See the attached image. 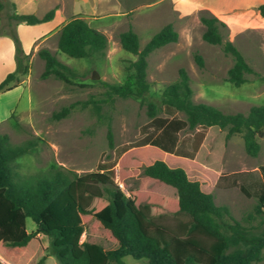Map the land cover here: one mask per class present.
Masks as SVG:
<instances>
[{
	"label": "trees",
	"instance_id": "16d2710c",
	"mask_svg": "<svg viewBox=\"0 0 264 264\" xmlns=\"http://www.w3.org/2000/svg\"><path fill=\"white\" fill-rule=\"evenodd\" d=\"M6 25L14 44L15 66L0 79V93L13 87L28 70V53L22 50L11 24H31L50 19L54 8L41 15L18 12L12 0ZM264 17V2L256 5ZM201 38L220 44L231 57L225 79L238 85L246 73H255L230 39L223 38L226 23L211 12L201 13ZM2 33V30H0ZM177 38V31L164 23L138 46V37L131 26L118 33L120 46L133 53L124 79L119 83L101 81L104 101L114 96H130L146 106V114L160 126V133L149 142L125 150L116 161L117 179L103 168L76 173L63 166L23 174L13 160L34 149L36 137L11 143L6 132H0V264H27L39 244V236L47 240V250L56 264H124L122 257L144 258L147 264H257L264 249V163L257 166L262 182L253 192L255 203L236 219L225 204H216L212 194L203 187V176L188 173L190 163L181 153L172 154L175 132L217 126L224 130L223 139L239 133L243 149L255 155L259 149L257 137L264 127V103L250 104L245 112H224L206 102L191 98L188 74L178 67L176 78L162 87L157 97L149 94L146 78V56L153 49ZM106 36L79 16H71L57 30L56 48L68 56H102ZM37 55L43 61L40 77L51 75L69 81L76 72L60 61L47 47H39ZM195 63L202 66V56L193 52ZM83 103L85 101L83 100ZM74 103L62 105L51 112L53 118L64 116ZM160 108L181 111L183 117L158 116ZM99 105L92 110L98 120ZM107 146L112 147L111 129L106 120ZM201 132L195 133L199 141ZM196 148V144L193 145ZM140 172L139 182L126 185L122 169ZM121 182L124 189L118 184ZM172 189V194L164 190ZM239 189L250 194L246 186ZM163 214L174 216L170 227L158 222ZM258 216V227L241 223ZM26 217L34 226L26 227ZM90 237L101 236L112 243L103 247L93 239L80 240L84 224ZM254 227V228H253Z\"/></svg>",
	"mask_w": 264,
	"mask_h": 264
},
{
	"label": "rangeland",
	"instance_id": "374dc122",
	"mask_svg": "<svg viewBox=\"0 0 264 264\" xmlns=\"http://www.w3.org/2000/svg\"><path fill=\"white\" fill-rule=\"evenodd\" d=\"M60 1L58 11L63 22L71 16L83 18L105 34L106 46L102 56H68L56 48L57 31L39 43L38 48L47 47L76 72L69 81L51 75L40 77L42 59L36 51L28 54V70L22 76L25 83L15 108L0 121V132H6L11 143L36 137L34 149L13 160L20 173L27 174L50 166H63L76 173L103 168L117 179V158L128 148L149 142L160 133V126L148 117L146 106L138 99L114 96L111 101L103 100L104 86L101 81L121 82L128 71L129 61L135 58L118 42V33L127 26H131L137 34L139 47L166 22L177 31L175 41L153 49L146 56L150 96L157 97L164 84L176 78L177 68L181 66L188 74L191 98L195 101L209 103L224 112H245L250 104L264 103V28L257 27L254 21L258 19L256 5L264 0ZM224 1L233 4L232 9L224 7V11L233 15L234 23L230 28L224 21L227 28L223 31V38L233 42L255 72L246 73V80L238 85L225 79L231 57L222 51L220 44H211L201 38L203 24L199 15L206 12L216 15L214 10H223L227 3ZM21 4L20 0L15 2L16 11H28ZM39 6L32 10L33 13L39 14L46 9L42 4ZM9 11L8 1L2 2L0 34H6L3 30L10 28L6 25ZM247 22H251L252 28L245 27ZM193 52L202 56V66L195 63ZM93 71L95 78L91 77ZM15 92L12 91V95ZM9 94L0 95L1 100L6 102ZM70 102L74 104L64 116H51L52 111ZM93 103L99 105V114L104 119H97L92 110ZM157 115L183 117L181 111L166 108H160ZM106 120L111 129L112 147L107 146ZM198 132L202 134L199 141L194 136ZM223 134L224 130L217 126L178 129L171 153L184 154L190 162L188 173L195 177L203 176V187L211 192L214 203L225 204L232 216L240 220L251 211L256 200L253 192L262 182L257 166L264 163V127L257 137L259 149L255 155L244 151L239 133L230 135L227 140L223 139ZM194 144L196 148H193ZM125 170L122 169L121 174L126 185L139 182V171L129 174ZM240 183L250 194L246 195L239 189ZM118 184L124 189L121 182L118 181ZM159 190L172 194L171 188ZM258 218L255 216L248 222L241 220V223L256 228ZM25 221L27 229L33 228L30 218L26 217ZM157 221L170 227L176 223L175 217L169 214H163ZM38 236L39 244L27 264H56L54 257L48 253L46 238ZM83 239H93L103 247H112V243L101 236L90 237L87 223L80 234V240ZM122 260L124 264H147L144 258L135 259L129 255H124ZM257 264H264V249L263 257Z\"/></svg>",
	"mask_w": 264,
	"mask_h": 264
},
{
	"label": "crops",
	"instance_id": "0c3cea01",
	"mask_svg": "<svg viewBox=\"0 0 264 264\" xmlns=\"http://www.w3.org/2000/svg\"><path fill=\"white\" fill-rule=\"evenodd\" d=\"M13 2L17 0H12ZM21 6L27 8L25 11L27 13H33V9L40 7L39 5H44L47 10L50 7L54 8L53 15L50 19L39 21L31 24H26L23 22H18L16 24H12L14 30L18 36L20 41L22 50L25 53L32 55L38 49V44L46 40L49 36H51L54 32L57 31L59 26L63 23L62 16L58 11L61 7L60 0H20ZM60 1V2H59ZM14 2V6H15ZM227 1H224V3ZM6 3V1H3ZM223 3V4H224ZM230 3V4H229ZM227 2L223 6V10L219 8V10H214L215 14L218 15L220 19L225 21L230 28H232V24L234 23L233 15H229L228 12L224 11V9L232 7V2ZM230 5V6H229ZM236 5V4H235ZM226 7V8H224ZM44 10V11H45ZM43 11V12H44ZM24 12V11H23ZM43 12L36 14L41 15ZM35 14V13H34ZM257 27L261 29L264 28V17L258 14V19L254 20ZM251 22H247L245 27H251ZM255 27V26H254ZM15 66L14 61V44L11 37L8 34H0V79L5 75L6 72L11 71ZM25 83V78L19 80V82L13 86L12 88L3 91L0 95H5L6 93H10L9 96L4 100L0 98V121L7 118L14 110L16 100L20 96V91ZM12 91H16L14 95H12Z\"/></svg>",
	"mask_w": 264,
	"mask_h": 264
},
{
	"label": "water",
	"instance_id": "95a60500",
	"mask_svg": "<svg viewBox=\"0 0 264 264\" xmlns=\"http://www.w3.org/2000/svg\"><path fill=\"white\" fill-rule=\"evenodd\" d=\"M91 77L92 78H95L96 77V73L94 71L92 72Z\"/></svg>",
	"mask_w": 264,
	"mask_h": 264
}]
</instances>
